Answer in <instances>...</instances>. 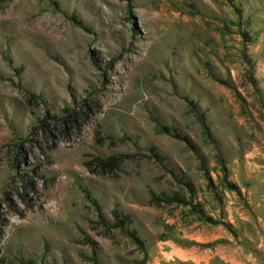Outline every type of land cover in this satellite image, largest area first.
Returning a JSON list of instances; mask_svg holds the SVG:
<instances>
[{
  "label": "rangeland",
  "instance_id": "obj_1",
  "mask_svg": "<svg viewBox=\"0 0 264 264\" xmlns=\"http://www.w3.org/2000/svg\"><path fill=\"white\" fill-rule=\"evenodd\" d=\"M0 264H264V0H0Z\"/></svg>",
  "mask_w": 264,
  "mask_h": 264
}]
</instances>
